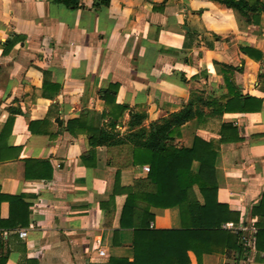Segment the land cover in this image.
<instances>
[{"label":"crops","instance_id":"obj_1","mask_svg":"<svg viewBox=\"0 0 264 264\" xmlns=\"http://www.w3.org/2000/svg\"><path fill=\"white\" fill-rule=\"evenodd\" d=\"M96 3L0 0V221L10 216L8 199L29 207L27 226L0 228V260L132 259L133 231L120 228L123 190L147 173L131 166L126 139L183 116L174 146L191 149L198 138L218 149L216 200L239 215L224 228L264 223L255 213L264 198V12L247 19L218 0ZM223 126L237 130L233 142L221 143ZM94 129L127 144L93 148ZM118 170L122 191L111 201ZM150 213L154 229L182 226L178 207ZM240 232L242 258L189 252L188 264H264L251 232Z\"/></svg>","mask_w":264,"mask_h":264},{"label":"trees","instance_id":"obj_2","mask_svg":"<svg viewBox=\"0 0 264 264\" xmlns=\"http://www.w3.org/2000/svg\"><path fill=\"white\" fill-rule=\"evenodd\" d=\"M70 9H78L81 0H54ZM95 8L108 7L111 0H96ZM228 8L238 11L249 19V13L264 12V3L259 0L246 2L245 0H218ZM258 7H261L258 9ZM119 114H123L125 107H117ZM259 110V108H257ZM183 116L166 126H152V132L146 139L140 135H133L126 140L133 147L131 149V166L148 167L144 179L135 181L134 185L124 189L127 196L123 208L120 228L133 231L132 259L111 258L107 264H188V253L197 256L234 251L244 256L247 250L243 242L244 234L224 228L226 224H236L239 215L229 211L227 206L217 203L216 191V158L218 149L209 143L196 138L191 149L177 148L173 145L178 128L189 120ZM90 145L123 146L127 144L116 137H108L104 133L90 132ZM237 130L231 126H223L221 143L233 142ZM238 140V138H237ZM236 140V141H237ZM235 142V141H234ZM193 162L200 164L198 174L191 170ZM120 170L117 171L114 194L111 201L119 194ZM198 186L203 198L199 203L193 188ZM6 200L0 196V204ZM7 201V200H6ZM10 216L7 221H0V228L11 231L28 225V205L19 198L8 199ZM178 207L182 226L174 230H157L152 227L154 216L151 208L170 209ZM139 212L140 223L134 225L135 213ZM264 217V198L255 210ZM255 234V261L264 260V223H258ZM117 234L115 233V238ZM6 259L0 264H6Z\"/></svg>","mask_w":264,"mask_h":264},{"label":"built area","instance_id":"obj_3","mask_svg":"<svg viewBox=\"0 0 264 264\" xmlns=\"http://www.w3.org/2000/svg\"><path fill=\"white\" fill-rule=\"evenodd\" d=\"M143 171L145 173H149V168L148 167H144ZM226 229H230V230L235 231V232H240V231H242V232H251V234L253 235V241H255L254 236L257 233V228L256 227H253V226H251V227H241V226L240 227H234L232 225H228V226H226ZM19 236L21 238H26L27 237V232L26 231H19ZM97 243L100 245V241H97ZM99 256L105 257V253L103 251H99Z\"/></svg>","mask_w":264,"mask_h":264}]
</instances>
